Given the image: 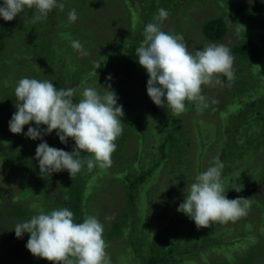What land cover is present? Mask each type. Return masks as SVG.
Returning <instances> with one entry per match:
<instances>
[{
	"label": "trees",
	"instance_id": "obj_1",
	"mask_svg": "<svg viewBox=\"0 0 264 264\" xmlns=\"http://www.w3.org/2000/svg\"><path fill=\"white\" fill-rule=\"evenodd\" d=\"M89 1L90 0H88V2ZM117 1L120 2V0H111L112 3ZM122 1L125 2L127 15L138 18V16L143 14V17L146 18V26L150 23L148 20H151L154 16L157 6L166 3L168 8L163 9L170 13L173 11V7L177 5L175 1L178 0H129L128 5L126 4L127 0ZM103 2H106V0H91L89 5L95 8L96 4ZM2 3V0H0V5H2ZM92 3L96 4L92 5ZM74 4V2L66 3L62 13H69L72 9H75ZM68 5L70 6L69 9ZM226 10L228 9L226 8ZM83 14H86V11H79L77 16L83 18ZM232 16L234 21L246 30L251 41L244 45L242 43L234 44L230 48L234 59L237 58L238 60L234 63L236 67L234 69V81L229 82L226 77H222V81L230 87L228 91L230 97H228L229 100H225V102H233V100L241 98L243 95L249 93L250 97L243 100L241 103L243 105L249 103L252 104V106L248 109V114H243L242 118L233 113L235 122L233 124L229 123V128L224 129L222 135H217V138L222 144H215V146H220V153H215V155L220 161L226 163L225 169L227 176H222V178L224 179L225 194L228 199H234L237 197V194L240 195L242 193V191L236 193L235 187L233 186V183L237 181V179L234 178L236 175L230 171L234 168L236 172L242 168L247 171L245 178H252L254 174L250 175V173L252 167L256 166L255 161H252L251 166L244 164L248 163L249 157L253 156L256 149L258 152L254 154L255 156L264 149V86L260 88L256 80V86L248 88L251 87L252 80L248 81V78H246L247 73L243 72L242 66L239 63V61L245 59L247 61L250 60V68L255 65H260L262 68L264 67V22L257 21L252 23V21L250 22V18L248 22L244 13L232 12ZM42 21L45 20H41L40 22ZM187 22H190V20ZM117 24L118 21L115 19L105 21V23L101 20L100 24H92L84 18L83 20H76L66 29H56L57 37L65 38V44L61 48L55 45L54 38L45 39L44 34H39L35 36V39L29 37L24 41L22 47L26 48L28 52L27 54L22 53L20 59L24 57L25 60L23 62L27 61L28 67L34 68L37 66L39 69V74L36 73L37 76L51 81L55 87L75 89V100L80 98L83 89L79 88L77 90V87L80 84L83 85L86 82H90L95 75H98L101 69H110L109 71L114 77H123L128 83L136 82V77L138 75L136 74L135 76L134 73L138 70L140 65L138 63V57L135 54V49L139 47L141 43V34L145 26L142 27V25L139 24H134V26L129 23L127 29L121 30L119 28H111L110 32L113 36L116 32L119 33L116 35L114 43L113 41L108 43L107 41L110 39L108 25L114 26ZM56 25L60 26L61 22L59 21ZM17 26L18 23L14 22L11 24V21H5L0 17V66L2 62L11 63L13 57L16 56L15 51L12 52L10 50V46H12L11 42L13 38L17 35ZM34 26L35 23H32V28ZM200 28L202 29L203 36L208 40L214 41L221 39L226 31V19L222 16L210 17L201 24ZM92 29L97 30L95 35ZM167 30L165 32H167ZM172 31L174 30L170 28L167 33L175 34L172 33ZM69 39L78 40L88 55L90 53L92 58H97V63H101V68L99 70L96 69L97 63L94 64L95 60L93 59L92 63L87 65V56H82L79 51L76 52L72 47V42L68 41ZM28 45H30L31 49ZM54 47H57V49H52ZM34 49L38 50L37 55H34ZM104 54H106L105 57L103 56ZM31 55L34 56L32 57ZM77 56H80L79 61H76ZM252 58H254V60ZM15 66H17V64H15ZM140 70L142 73L147 74L142 66ZM53 72H57V75ZM133 76H135V78ZM22 78L25 77L23 76ZM13 80L3 79V83H5L6 89L7 86L11 84L14 92L18 82H16L17 80L14 77ZM70 80L71 83L73 82L72 87L69 86L71 85ZM147 80L141 81L138 89L140 87L147 88ZM137 86L138 84L135 85V90ZM237 92H241L242 95ZM141 94L139 90L136 91L134 98L138 104L133 105V108L130 109L131 111H127L124 117H122L124 123L123 132L116 142V151H118V155H116L115 152L112 154L114 162L123 160L126 156L123 154L126 153L122 151L123 147H125V144H129L134 138L135 151L130 158L131 164L129 165L128 163L124 166L113 164V166L107 170H101L95 167L85 175L75 176L73 180L70 176L67 179H62L60 176L58 177V173H53L54 176L52 175V177L48 179L45 175L42 176L40 174L39 166L32 165L34 158L29 152L26 151L23 155L18 156L13 155L11 153V144L13 140L8 134H0V163L5 172L3 174L7 175V179L10 182V185L7 186L9 194H6L5 190L3 191L0 188V212L6 210L5 215H7L8 212H12L15 214L16 220L23 222L29 220L33 215H36L35 212H39L40 209H43L47 213L61 206V208L66 207L71 210L74 213L75 222L81 223L84 217L89 215L88 204L90 200L95 199L100 193L107 194L113 192L117 190L120 185V192H122L121 199L124 198V209L119 213L120 216L117 219L110 225L104 227L103 238L107 244V253H110L112 250L111 246L122 237L124 242H126V255L127 252H129V257L134 258L138 264H183L184 262H188L189 260L186 252L191 249H197L195 245L192 246L193 239L191 240V249L181 251L179 254L175 253L172 248L162 253L156 246L158 235L164 236L165 234H170V230L173 231L177 229L182 222L190 221L187 220L190 219L189 217L178 211L179 205L184 202L185 191H187V186L180 179V176L185 167L188 166V162L190 163V161H192L190 158V151L186 148L184 149L181 143V137L184 135V129L181 127L183 121L179 119V117L172 116L170 110L168 113L166 108L155 105L148 96L147 90L142 95ZM4 96L5 92L1 93L0 107L3 106L2 111L7 112L11 107V99L13 96L10 92H6V98ZM117 96L122 106L133 104V100L130 97ZM260 99L262 103L259 109H257L254 103L256 100L260 101ZM226 104L227 103L224 104L225 107ZM188 106L193 108L192 112H195L196 116H200L209 109L208 107L204 109L202 113H198L193 104L186 103V107ZM241 109L240 107L239 110ZM211 110L214 111L212 107ZM226 116L231 118V116L224 112V117ZM1 123L2 122H0V125ZM40 128L43 130L46 126L43 125V127L40 126ZM235 128L257 130L258 133H262L263 135L256 138L255 136H250L253 134L248 130H244L245 133L242 134L240 132L238 133ZM151 133L156 137L153 141L150 139ZM53 136H58L55 131L49 135H45L44 138ZM60 143L64 151L72 152L74 150L75 142L71 138H69L67 144L61 141ZM148 143L151 146H146ZM196 145L197 147L199 146L198 141H196ZM49 146L54 147L52 145ZM253 146H256V148ZM172 149L179 155L181 154L179 158L180 166H177L178 169L181 167V174H172L168 181V185L166 184L161 192L162 201H164V204L168 208L169 218L167 221L157 224L154 229L151 228L147 231L144 218H148L151 210L156 208L160 202H155L153 198H155L156 195L152 194V188L148 189L145 183L153 180L156 181L158 175L155 177L153 175L156 173L157 169H161V167L165 165V161L169 159ZM243 149H246L249 155H243ZM150 152L154 154V156H152L149 161H146L151 155ZM83 155L86 154L82 153V156ZM184 155L188 161L184 160ZM215 155L213 158H215ZM241 158H243L244 164L240 162L242 160ZM25 159L28 160V163H26ZM235 159H240L238 160L241 164L240 167H237L239 163L238 161L236 163ZM235 163L236 165L234 167ZM84 167L87 169L86 164ZM102 174L106 175L103 181V187H101L100 182L96 180L97 176H102ZM262 174L264 175V171ZM246 182L249 183L248 180H246ZM245 189H247L246 185ZM145 194H147L148 197L147 207L140 213L137 210L138 201L140 196L143 197ZM250 202H254V200L252 199ZM118 203L120 204L121 201H118ZM33 205L36 207L34 208ZM158 210H160L159 212L162 211L160 208H158ZM262 219L263 221L261 225H259L260 231H264V216ZM135 222H138V228L135 226ZM1 228L3 237L0 238V264H47L46 259L36 258L28 249L26 255L21 253L12 255L8 243L14 238V233L13 231L6 233L2 226L0 229ZM252 228V223H250V226L248 223H244L239 235L226 239H221L219 235L216 234L220 231H217L212 234L213 242L210 240V233H213L212 231H195L194 236L196 237L206 238L208 234L210 238L208 239V243H210L212 248L217 252L221 251L228 260L217 263L212 262L210 259L212 248L210 249L208 246L202 248L197 255L200 259L206 260L209 264H229V261L233 259L229 252L231 248L238 247L237 245L242 248L255 245L258 236ZM231 229L232 228H228L224 233L230 232ZM180 231L181 229L178 232ZM181 232H183L184 235H189L188 232L187 234H185L184 231ZM29 236L30 234L25 233L21 237V241L27 242ZM6 244L8 245L6 246ZM4 250L8 251L7 254L4 253ZM226 252H229V254ZM122 262H124V260H122ZM111 264H113V262H111Z\"/></svg>",
	"mask_w": 264,
	"mask_h": 264
},
{
	"label": "clouds",
	"instance_id": "obj_2",
	"mask_svg": "<svg viewBox=\"0 0 264 264\" xmlns=\"http://www.w3.org/2000/svg\"><path fill=\"white\" fill-rule=\"evenodd\" d=\"M57 7L63 11L65 6L57 0H3L0 17L12 21L28 9L34 10L32 22L37 23L46 20ZM168 16L167 10L158 9L154 22L145 26L144 39L135 49L138 63L149 77L147 94L155 105L166 108L168 113L170 110L174 117L187 111L186 103L202 113L209 107L203 87L223 86L222 77L234 81V56L228 46L217 43L190 53L182 35L162 30ZM77 19L76 10L72 9L68 13L69 24ZM72 47L82 56L88 54L78 40L72 41ZM100 67L101 63H97L96 69ZM107 79L110 81L112 77ZM104 88L106 91L101 94L95 87L85 86L75 100L73 88H57L51 81L35 78L18 81L14 89L16 112L9 121V130L22 134L24 127L34 122L36 127H29L25 134L32 140L43 141V136L55 131L62 143L67 144L69 138L75 142L72 152L50 147L47 142L37 146L35 159L42 176L66 170L73 180L85 164L88 171L112 166L115 141L123 132L124 111L111 85ZM41 125L46 128L41 130ZM225 167L218 157L214 158L207 170L187 185L178 211L194 221L198 230L216 223L235 222L248 213L251 198H227L222 178ZM234 189L241 191L239 187ZM14 231L17 238L30 234L27 249L50 264H111L103 238L104 225L95 216H85L83 222L77 223L74 213L66 207L47 213L40 209L29 220L17 223Z\"/></svg>",
	"mask_w": 264,
	"mask_h": 264
},
{
	"label": "rangeland",
	"instance_id": "obj_3",
	"mask_svg": "<svg viewBox=\"0 0 264 264\" xmlns=\"http://www.w3.org/2000/svg\"><path fill=\"white\" fill-rule=\"evenodd\" d=\"M91 1V0H90ZM90 1L88 0H57V3H63L64 5L68 2H74V8L77 11H86V14H83L82 17L88 21H90L92 24H100L101 20L105 23V21L108 20H117L118 24L111 26L108 25L109 28V36L110 39L107 41L108 43L112 42L114 43L115 37L119 32H116L114 36L110 32L111 28H119L121 30L127 29L129 27V23L131 24H139L145 26L146 18L143 17V14L141 16H138L136 18L135 16H129L126 14V6L125 2L120 0V2L112 3L111 0H106V2L96 4L92 3V5L96 4V12L95 8H92L89 4ZM3 2V0H2ZM85 2V3H84ZM177 5L173 7V11L169 13L168 18L162 23L161 27L163 31L167 32L171 28L172 33H175V35H182L184 37V43L186 44L188 51L192 54H194L197 50H202V48L209 43H217V44H224L231 48L234 44L242 43L243 45L245 43H250L249 36L246 33V30L240 26V24L236 23L233 19L232 12L236 13H244L246 15V19L249 22H264V0H178ZM126 4H129V0L126 1ZM66 6V5H65ZM70 6L68 5V9ZM160 8H168L166 3H163L161 6H157L154 16L158 13V9ZM226 8L228 10H226ZM34 10H28L25 9L24 12H22L20 15H18L14 20L11 21L12 23H18V26L16 27V34L13 38L10 46V50L13 52L15 51V55L12 59L11 63H5L2 62L0 66V95L1 93L5 92V98H6V92H10L13 96L11 99V107L7 112L2 111V107H0V134H8L10 138L13 140L11 144V153L15 156L23 155L26 151L31 154V156L34 158L32 165L33 166H39L38 160L35 159L36 155V148L41 142H47L48 145H52L57 149H62V145L59 141L58 136L53 137H45L43 136V141L40 139L32 140L28 138L25 134L28 131L29 127H36L35 123L33 122L30 125H26L24 127V133L22 134H13L9 130V121L12 118V115L16 112L15 107V94L13 92V89L11 87V84L7 86V89L5 88V83H3V79L5 80H13V77L18 82L23 76L27 78H35L41 81H44L46 79L39 78L36 73L39 74V69L37 66L28 67V63L23 62L25 59L24 57L22 59L21 55L22 53L27 54L28 50L26 48H23L22 45L24 44V41L27 40L29 37H32L35 39L36 35L44 34L45 39L54 38L55 45L57 47H62L65 44V38H58L57 37V30L59 28L66 29L70 27L72 24H69L68 22V13H62L58 7L53 9L52 12L48 14V17L45 21L37 22L35 23V26L32 28V15ZM78 11V13H79ZM77 13V15H78ZM153 16V17H154ZM215 16H222L226 19V31L223 34L221 39L218 40H208L205 38L202 34V29L200 28L201 24L210 17ZM153 17L151 20H148V22H154ZM83 18L78 17L77 20H83ZM190 22H187L189 21ZM61 22L60 26H57L56 23ZM107 25V24H106ZM134 25V26H135ZM57 29V30H56ZM94 31V35L96 34L97 30L92 29ZM142 38L141 41L144 39L143 32L141 34ZM69 42H72L73 40H68ZM30 48V45H28ZM57 47H54L52 49H57ZM31 49V48H30ZM27 50V51H26ZM35 53L34 55L38 53V50L34 49ZM105 51V50H104ZM77 52V51H76ZM232 53V51H231ZM34 55H31L32 57ZM90 55V56H89ZM87 54L86 64L90 65L93 60L94 64L97 63V58H92L91 54ZM106 54L103 56L105 57ZM233 55V54H232ZM79 57H76V61H79ZM93 59V60H92ZM254 60V58H252ZM238 59H234V63ZM250 60H241L239 61L240 65L242 66L243 72L247 73L246 78H248V81L252 80L251 87L256 86V80L258 85L261 87L264 86V67L260 65H255L254 67L250 68ZM49 62V61H48ZM17 64V66H15ZM86 68V67H85ZM101 68V67H100ZM99 68V69H100ZM236 67L234 66V69ZM98 69V70H99ZM141 66H139L138 70L135 71L138 75L136 77V82L128 83L125 81V79L117 78L112 75V73L108 69H101L98 73V75L94 76L90 82H86L83 85L80 84L77 87V90L79 88H83L85 86H92L95 87L98 92L103 94L106 89L104 87H107L109 84L111 85V90H113L116 95L119 96H128L133 100V104H128L123 106L124 115L127 111H131L130 109L133 108V105L138 104L137 101L134 98V94L137 90H139L142 94L147 90V88L138 87L141 84V81L147 80L149 77L147 74L142 73L140 70ZM57 75V72H53ZM7 74V75H6ZM111 76L112 79L109 81L107 78ZM135 76H133L135 78ZM43 77V76H42ZM133 78V79H134ZM15 81V80H13ZM71 83V80H70ZM69 83V84H70ZM73 83V82H72ZM69 85L70 87L73 86V84ZM137 89L135 90V85ZM104 86V87H103ZM230 90L229 85L225 84L223 82V86L217 85L216 87H209L204 86L203 87V95L208 98L209 103V109L202 113L200 116H196L195 112L193 113L192 107H186L187 111L182 114V116L179 117L183 121L181 124V127L184 129V135L181 137V143L184 146V149H188L190 151V158L192 161L190 163L188 162V166L185 167L182 175L180 176V179L185 183V185H191V183L194 182L195 176L199 173L207 170L209 167L210 161H212L214 158L213 156L215 153H220V146H215L216 143H221L220 140L217 138V135H222L224 129L229 128V123H234L235 117H233V113L237 114L240 118L243 117V114H248V109L252 106V104L247 103L246 105H243L241 102L247 98L250 97L249 93L243 95L241 98H238L236 100L227 101L229 100L228 97H230V94L228 91ZM242 92V91H241ZM241 92H237L238 94L242 95ZM259 92V91H258ZM260 93V92H259ZM141 94V95H142ZM215 100V103H212V101ZM262 100L257 101L254 103V106L259 109ZM226 107L224 106L225 103ZM211 103V104H210ZM119 105H122L118 101ZM214 109V111L211 110ZM242 108L239 110V108ZM239 110V112H238ZM224 112L227 113V115L231 116V118H228L227 116L224 117ZM251 115V114H250ZM124 117V116H123ZM233 117V118H232ZM179 124V123H178ZM43 127V125H41ZM247 127V126H246ZM238 133L244 134V130L250 131L253 135L261 137L263 134L258 133L257 130H251V129H243V128H235ZM154 132L156 133V130L154 129ZM245 136V135H244ZM120 138V137H119ZM119 138L115 141V143L119 140ZM151 141L155 140L156 137L153 136L151 133L150 135ZM196 141L199 142V146L197 147ZM222 144V143H221ZM263 144V143H262ZM9 145V144H8ZM146 146H151L149 143ZM256 148V146H253ZM262 149V147H261ZM123 153L126 156L123 158V160L115 161L112 158L113 164H120L121 166L131 164L130 158L133 156V153L135 151V140L134 138L131 140L129 144H125V147H123ZM257 149L254 152V154H257ZM243 155H249L246 151V149L242 150ZM247 153V154H245ZM115 154L118 155V151H115ZM149 159L146 161H149L154 154L150 152ZM249 157L248 163L244 164L243 158L240 161L244 165L251 166L252 161H255L254 167H252V171L250 175H253L252 178L248 179L245 178V175H247V171L244 169H239L238 171H234V168L230 171L233 172L234 175H236L234 178L237 179L233 183L234 187H239L242 191L240 195L237 194L236 198L243 197V198H251L250 200H254V202H250V208L248 210V213L246 216H243L236 220L235 222H228L227 224H221L216 223L212 225L210 228H201L197 229L195 222L191 219H187L190 221H185L180 224V226L175 230H170V234H165L164 236L158 235L156 239V246L157 249L160 250L162 253L165 251H168L170 248L174 250L175 253H180L181 251H187L190 250L191 246V240L192 246H196L197 249L190 251H187V258L188 262H184L183 264H209L206 260L200 259V257L197 255L199 251H201L204 247H210V243H208V234L206 238L203 237H196L194 236L195 231L201 232V231H212L213 233H210L211 235V241L212 234L216 233L217 231H220L216 234L219 235L221 239L226 238H233L237 235H239L240 230L243 228L244 223H248L250 226V223H252V229L254 230L255 234L258 236L255 242V245H252L251 247H245L242 248L241 246L237 245L238 247L231 248L229 252L231 253V256L233 259L229 261V264H264V231H260L259 225H261L264 216V175L262 174L264 171V149L261 150V152L258 155H254ZM242 155V156H243ZM181 154L175 152L174 149H172V152L170 154V157L168 160L165 161V165L161 167V169H157L156 173L153 175L156 177V181L153 180L151 182L145 183L146 187L148 189L152 188V191L155 196V202L159 203V205L151 210L149 217L144 218V224L146 226L147 231H149L151 228L154 229L157 224H161L169 218L168 214V208L164 204L163 198L161 197V192L166 186L168 185V181L171 177V175H180L181 174V167L178 169L177 166L179 165V158ZM167 157V158H168ZM215 158L217 156L215 155ZM1 160V159H0ZM26 160V163H28V160ZM130 160V161H129ZM184 160L188 161L187 158L184 155ZM236 163L240 159H235ZM145 161V162H146ZM144 163V162H143ZM192 163V164H191ZM234 164V167L236 165ZM239 163V161H238ZM112 164V166H113ZM226 164V163H224ZM241 164L237 167H240ZM3 166L0 163V188L1 190H5L6 194H9L7 191V186L10 185V182L7 179V175L3 174L5 173ZM177 168V169H176ZM184 168V167H183ZM88 172V169H85V167L82 168V170L76 175H85ZM196 174V175H195ZM238 174V175H237ZM53 175V174H52ZM51 176L45 174V177L50 179ZM54 176V175H53ZM61 177L62 179H67L70 174L68 171H61L58 172V177ZM222 176H227L226 171L223 169ZM55 178V177H54ZM106 178L105 174H102V176H97L96 180L100 182L101 187L104 186V179ZM246 180L249 181V183L246 182ZM241 181V182H240ZM242 187H241V185ZM245 185L247 186V189H245ZM121 186L119 185L117 190L113 192H109L107 194L100 193L98 196H96L95 199H92L89 201L88 207H89V215L95 216L98 218V220L104 225H110L115 219H117L120 215L119 213L124 209V198L121 199L122 192H120ZM237 193V191H236ZM234 198V199H236ZM110 201V202H108ZM118 201H121L119 204ZM148 197L147 194H145L143 197L140 196L138 201V208L137 210L141 213L145 207H147ZM61 208V206H58L57 209ZM160 208L162 211L159 212L158 210ZM92 213V214H91ZM6 210H2L0 212V227L2 226L3 229L7 232L13 231L14 238L8 243L10 246V253L13 254H24L27 253V242L21 241V238H17L15 235V225L17 223H20L19 220H16L15 214L12 212H8L7 215ZM35 214H38V212H35ZM23 221V220H22ZM157 221V222H156ZM24 222V221H23ZM138 222H135V226L138 228L137 225ZM170 223V222H169ZM228 228H232L230 232L224 233ZM109 229V227H108ZM181 229V231H184L185 234L187 232L189 235H184L183 232H178ZM3 237V231L2 228L0 229V238ZM159 239V240H158ZM123 243V244H121ZM6 244V246L8 245ZM126 242H124V239L120 237L114 244L111 246L112 250L110 253H108V256L110 257V261L113 262V264H138L134 258L129 257V252H127L126 255ZM7 250H4V253L7 254ZM229 252H226L229 254ZM38 258V257H36ZM210 259L212 262L217 263L220 261H227L224 254L220 251L217 252L215 249H211L210 253ZM191 261V262H190ZM47 264H50L49 261L46 260ZM29 264V263H28Z\"/></svg>",
	"mask_w": 264,
	"mask_h": 264
}]
</instances>
